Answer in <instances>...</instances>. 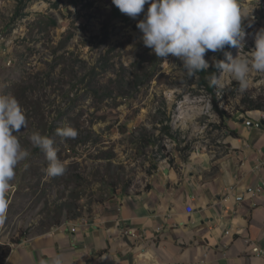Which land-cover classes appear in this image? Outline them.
<instances>
[{
	"label": "rangeland",
	"instance_id": "obj_1",
	"mask_svg": "<svg viewBox=\"0 0 264 264\" xmlns=\"http://www.w3.org/2000/svg\"><path fill=\"white\" fill-rule=\"evenodd\" d=\"M237 3L249 35L245 47L227 52L250 58V34L264 27V0ZM21 5L16 16L18 0H0V95L19 102L27 127L15 135L30 153L15 169L0 215V254L52 227L90 219L119 198L141 195L168 165L179 170L225 153L234 126L251 111L264 112V73L250 71L245 91L225 73L223 90L213 88L229 115L220 119L201 71L188 78L178 58L157 57L136 27L143 14L133 20L112 0ZM217 54L206 53L210 65ZM255 106L261 109H250ZM66 127L75 138L57 134ZM34 131L54 141L63 175L46 174L45 153L29 139Z\"/></svg>",
	"mask_w": 264,
	"mask_h": 264
},
{
	"label": "crops",
	"instance_id": "obj_2",
	"mask_svg": "<svg viewBox=\"0 0 264 264\" xmlns=\"http://www.w3.org/2000/svg\"><path fill=\"white\" fill-rule=\"evenodd\" d=\"M234 128L225 153L179 170L168 165L141 195L24 238L2 264H46L58 254L64 264H264V191H256L264 182V112H249Z\"/></svg>",
	"mask_w": 264,
	"mask_h": 264
},
{
	"label": "clouds",
	"instance_id": "obj_3",
	"mask_svg": "<svg viewBox=\"0 0 264 264\" xmlns=\"http://www.w3.org/2000/svg\"><path fill=\"white\" fill-rule=\"evenodd\" d=\"M112 4L133 20L143 14L136 27L142 33L140 39L144 46L159 58L166 60L169 55L178 58L188 78L211 66L220 74L210 76V86L222 91L223 74L227 73L245 91L250 71L264 73V27L250 34L254 40L250 58L239 55L233 58L225 51L226 46L245 47V37L249 35L242 26L237 0H112ZM209 51L223 53L225 59L213 57L210 65L205 59ZM26 127L27 119L17 99L0 95V215L7 208L6 196L15 178V169L30 155L15 135ZM57 134L66 138L76 136L70 127L58 129ZM29 139L45 153L46 174L63 175L65 165L58 158L54 141L35 131ZM46 264H64V258L58 254Z\"/></svg>",
	"mask_w": 264,
	"mask_h": 264
},
{
	"label": "trees",
	"instance_id": "obj_4",
	"mask_svg": "<svg viewBox=\"0 0 264 264\" xmlns=\"http://www.w3.org/2000/svg\"><path fill=\"white\" fill-rule=\"evenodd\" d=\"M26 1L29 2L31 0H18V6L16 8V16H17V13H18L17 11L22 8L21 4H24ZM52 23H54V20H52ZM228 49H229V47L226 46L225 51H228ZM215 58L218 59V60H224L225 59V57L223 56V53H220V52H218V54L216 55ZM218 72H219V70L215 69L214 67H211L208 70L201 71V77L203 79H201L200 81L205 84L207 91L212 96L213 109H214L215 113L219 116L220 119H224L225 117H227L229 115H227V112L225 110L221 109L218 106L215 94L213 93V88L214 87L210 86V83L207 82V80H205V77L207 75H209V74L210 75H217ZM250 109H261V107L255 106V107H251ZM234 134H235V136H237L236 133H234ZM10 250H11V247L2 249L1 254H0V264L3 263L4 259L9 254Z\"/></svg>",
	"mask_w": 264,
	"mask_h": 264
},
{
	"label": "built area",
	"instance_id": "obj_5",
	"mask_svg": "<svg viewBox=\"0 0 264 264\" xmlns=\"http://www.w3.org/2000/svg\"><path fill=\"white\" fill-rule=\"evenodd\" d=\"M263 189H264V182L257 188V190H258V192H260ZM185 211L188 212V213H191L193 211L192 205H187L186 208H185ZM252 250L256 254L261 252V250L257 246L253 247Z\"/></svg>",
	"mask_w": 264,
	"mask_h": 264
}]
</instances>
